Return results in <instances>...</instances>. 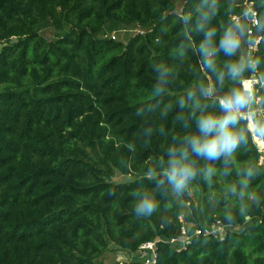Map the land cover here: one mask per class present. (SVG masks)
I'll return each instance as SVG.
<instances>
[{"label": "trees", "instance_id": "trees-1", "mask_svg": "<svg viewBox=\"0 0 264 264\" xmlns=\"http://www.w3.org/2000/svg\"><path fill=\"white\" fill-rule=\"evenodd\" d=\"M238 2L0 0V264H144L137 250L157 238L153 264H264L262 152L248 118L198 90L243 95L253 76L264 117V0L252 64L230 17ZM205 115L234 118L231 155L188 146ZM186 148L196 174L177 192L166 173ZM188 186L195 225L230 228L177 251L165 240ZM145 196L150 214L137 211ZM110 244L130 259L104 262Z\"/></svg>", "mask_w": 264, "mask_h": 264}, {"label": "clouds", "instance_id": "clouds-1", "mask_svg": "<svg viewBox=\"0 0 264 264\" xmlns=\"http://www.w3.org/2000/svg\"><path fill=\"white\" fill-rule=\"evenodd\" d=\"M235 39L226 41L228 47H235ZM241 99L237 94L236 100H230L224 103V107L236 105ZM199 126L202 137L193 136L188 140V146L199 156L207 160L218 159L222 154L231 155L239 142V135L233 131L229 125L234 123V118L225 116L223 119H217L213 115H205L199 119ZM215 130V135H212ZM188 157L187 148L181 153L179 159L173 156L171 160V170L166 173L169 183L177 192L183 190L188 181L195 176V170L192 162H186ZM155 204L145 196L137 206V211L142 214H150L154 210Z\"/></svg>", "mask_w": 264, "mask_h": 264}, {"label": "built area", "instance_id": "built-area-1", "mask_svg": "<svg viewBox=\"0 0 264 264\" xmlns=\"http://www.w3.org/2000/svg\"><path fill=\"white\" fill-rule=\"evenodd\" d=\"M238 11L231 12L230 17L233 23L240 28L241 31V40L243 42L242 54L244 60L248 64H252V57L258 49L260 42L259 35V17L258 11L255 8L254 0H240L236 3ZM114 38V35L112 36ZM250 84L251 81L247 80ZM244 84V81L242 82ZM252 86V84H251ZM251 93V89H247ZM222 104L223 102L220 101ZM224 105V104H223ZM243 118H247L245 114H240ZM261 160V158H260ZM186 218V217H185ZM182 214L179 215V220L181 221L180 232L178 236L172 237L168 240H165L171 244L177 251L185 249V247L191 242L192 238L198 235L203 236H212L217 239H220L219 229L222 227L230 228L227 225L222 224L220 221H216L209 225V227L204 230L200 229L195 225L194 222L185 219ZM187 220V221H186ZM226 235V234H225ZM219 237V238H218ZM223 238H221L222 240ZM162 240L160 238L155 239L154 241H146L142 243L137 253L142 257H145L144 264H153L155 262V244L157 241ZM151 254H154V257H151Z\"/></svg>", "mask_w": 264, "mask_h": 264}, {"label": "rangeland", "instance_id": "rangeland-1", "mask_svg": "<svg viewBox=\"0 0 264 264\" xmlns=\"http://www.w3.org/2000/svg\"><path fill=\"white\" fill-rule=\"evenodd\" d=\"M138 30H139V28L136 27V28H133L132 30H128V32L133 34V33L137 32ZM113 34H114L116 39L118 38L121 40H123V38L125 36L124 30H121V31L113 33ZM44 35L46 37L50 38V37H52V32L50 30H47L44 32ZM239 55H240L241 59L244 60L243 54H242V40L240 43V54ZM247 80L251 81V83L249 84L247 82ZM257 81H258V79L253 77V76L250 79H245L244 84H243V89H244L245 93L246 92L248 93V96H249V98H247L248 102H249V107H248V110H247V113L245 114V116H247V118H248V127L253 134V141L256 143L259 150L262 152V156L260 157L261 160L259 158V161H258V163L261 164L264 162V125H262V124L259 125L257 121H259V120L261 121V119L264 117L262 115V110L260 108L259 99L258 98L252 99V91H253L254 86H255ZM251 84H252V86H251ZM247 89H251L252 90L251 93L248 92ZM234 107H235V105H234ZM249 123H250V126H249ZM127 178L128 177H126V176L119 175L115 178V180H117V181L126 180ZM186 190H187L188 199H183L181 195L177 194L174 190L173 191L175 192L176 198L181 205V209H182L181 214L183 215L184 218L186 217L185 219L193 222L192 217H191V213H190L189 205H190V202L197 204L200 196L197 195V187H191V186L189 187L188 186L186 188ZM235 228L239 229V226H237ZM228 230L229 229L226 227H222L221 229H219V231H218L219 236H220L219 240H221V238L225 237V234L228 232ZM130 257H131V254L128 251L122 250V249L116 247L115 245L110 244L107 251H105L103 253V255L101 256V259L106 263H113L115 261L122 262V261L129 260Z\"/></svg>", "mask_w": 264, "mask_h": 264}, {"label": "water", "instance_id": "water-1", "mask_svg": "<svg viewBox=\"0 0 264 264\" xmlns=\"http://www.w3.org/2000/svg\"><path fill=\"white\" fill-rule=\"evenodd\" d=\"M258 83V81L256 82V84ZM198 90L202 91L204 93L205 96H212L215 98L220 99L223 103L230 101V100H236L237 96H230L227 93L218 91L215 89L214 85H210L209 87L206 88H198ZM241 97V99L238 101V103L235 105H229L227 107V110L225 112H234L237 111L240 114H246L248 107H249V102L248 99V93H244L243 95H239ZM261 124L264 125V118L261 119ZM248 218V217H246ZM151 257H154V254H151Z\"/></svg>", "mask_w": 264, "mask_h": 264}, {"label": "crops", "instance_id": "crops-1", "mask_svg": "<svg viewBox=\"0 0 264 264\" xmlns=\"http://www.w3.org/2000/svg\"><path fill=\"white\" fill-rule=\"evenodd\" d=\"M242 49H243V42H242Z\"/></svg>", "mask_w": 264, "mask_h": 264}, {"label": "bare ground", "instance_id": "bare-ground-1", "mask_svg": "<svg viewBox=\"0 0 264 264\" xmlns=\"http://www.w3.org/2000/svg\"><path fill=\"white\" fill-rule=\"evenodd\" d=\"M250 116V115H249ZM251 117V116H250Z\"/></svg>", "mask_w": 264, "mask_h": 264}]
</instances>
